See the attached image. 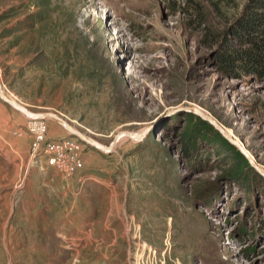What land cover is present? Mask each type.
Wrapping results in <instances>:
<instances>
[{
    "label": "rangeland",
    "instance_id": "374dc122",
    "mask_svg": "<svg viewBox=\"0 0 264 264\" xmlns=\"http://www.w3.org/2000/svg\"><path fill=\"white\" fill-rule=\"evenodd\" d=\"M211 2L0 0L8 93L103 144L149 128L110 153L81 141L88 179L71 178L68 208L79 230L20 231L31 219L16 196L38 169L21 155L30 138L13 133L28 118L0 99L9 124L22 121L0 135V264H264V176L183 109L214 118L264 169V76L217 58L243 0ZM36 12L44 21L29 28ZM45 120L49 136L70 135Z\"/></svg>",
    "mask_w": 264,
    "mask_h": 264
},
{
    "label": "crops",
    "instance_id": "0c3cea01",
    "mask_svg": "<svg viewBox=\"0 0 264 264\" xmlns=\"http://www.w3.org/2000/svg\"><path fill=\"white\" fill-rule=\"evenodd\" d=\"M3 108V104H0V135H2V139L6 141V137L4 136V132L6 131V129L8 127L13 126L17 128L22 124V121L19 119L13 120L9 124L8 121H10L11 119L10 117H6L5 115H3ZM51 136L52 135H50V137ZM19 144L21 145L20 150L22 157H27L29 153L27 140L22 139L19 141ZM6 150L7 149L5 147V143L2 144L0 142V158L7 159ZM1 166H3L2 163H0V167ZM36 172L31 171V173H29L28 178L26 180L24 178L23 182H26L20 185V187L23 189L20 190V192L16 196V198L20 199L19 205L17 206V213H19L20 215H30L27 218L31 219L30 223L24 224L21 227L20 231H36L39 229L46 230L49 229L48 227L50 226V224H53L55 230L69 232L72 229L71 225L76 224V221L71 222L73 219L70 218V213L72 212V210L68 209L69 207H71V201L69 200L71 196H69V194H74L75 196H78L80 195V192H76L78 190H72V179L64 180L53 170H47V173L45 174L41 173L39 170H37ZM33 174L39 175V180L36 181L32 176ZM27 187H30V191H27ZM27 199H31V204H29ZM76 199L77 197L73 201L74 205H76ZM101 200L102 199L100 198V200L98 201ZM74 212H77V209H75ZM39 220L46 226H40ZM56 220H61L62 224L60 225L58 223H54L56 222ZM63 221L67 223L63 224ZM78 224L79 223L77 222V224L73 226L75 230L80 229ZM26 239H28V237ZM31 239H33L32 236ZM83 242L84 246L87 241Z\"/></svg>",
    "mask_w": 264,
    "mask_h": 264
},
{
    "label": "trees",
    "instance_id": "16d2710c",
    "mask_svg": "<svg viewBox=\"0 0 264 264\" xmlns=\"http://www.w3.org/2000/svg\"><path fill=\"white\" fill-rule=\"evenodd\" d=\"M221 1L210 0L212 7H216ZM42 4L45 6L47 3ZM40 17L39 12L32 14L29 28L36 23L42 24L44 18ZM228 34L231 39L223 36L219 42L221 52L217 58L220 64H226L236 71L264 76V0H243L241 12L231 25ZM198 121L202 125H210L201 118H198ZM215 131L219 145L234 147L216 129Z\"/></svg>",
    "mask_w": 264,
    "mask_h": 264
},
{
    "label": "built area",
    "instance_id": "2783aa9c",
    "mask_svg": "<svg viewBox=\"0 0 264 264\" xmlns=\"http://www.w3.org/2000/svg\"><path fill=\"white\" fill-rule=\"evenodd\" d=\"M47 132L45 119L28 118L13 133L17 136L26 134L30 138L31 165L41 173L53 170L64 180L77 176L78 183L83 184L88 179L83 160L84 144L72 135L50 137Z\"/></svg>",
    "mask_w": 264,
    "mask_h": 264
},
{
    "label": "water",
    "instance_id": "95a60500",
    "mask_svg": "<svg viewBox=\"0 0 264 264\" xmlns=\"http://www.w3.org/2000/svg\"><path fill=\"white\" fill-rule=\"evenodd\" d=\"M0 99L10 105L12 108L16 109L20 113L24 114L27 118L32 119H52L59 125H61L70 135L77 137L80 141L104 152V153H110L113 151L114 147L117 145V143L123 139V138H130L135 141H141L144 139V137L148 134L149 128H145L140 131H129V130H121L117 132L111 141L108 144H103L99 142L98 140L90 137L86 133L82 132L81 130L75 128L73 125H71L65 118L58 115L57 113L51 112V111H43V112H36L30 110L28 107L24 106L22 103H20L15 97L10 95L2 86V83L0 82ZM186 112H191L197 116H199L202 120L207 121L209 124H211L220 134L223 138H225L229 143L234 145L249 161V163L262 175L264 176V170L259 167L248 155L246 150L243 146H241L234 138L229 136L224 128L211 116L205 114L203 111L196 107H185L183 108Z\"/></svg>",
    "mask_w": 264,
    "mask_h": 264
},
{
    "label": "bare ground",
    "instance_id": "6f19581e",
    "mask_svg": "<svg viewBox=\"0 0 264 264\" xmlns=\"http://www.w3.org/2000/svg\"><path fill=\"white\" fill-rule=\"evenodd\" d=\"M1 82V81H0ZM10 94V93H9ZM11 95V94H10ZM48 119V118H47ZM223 127V126H222ZM224 128V130H225V132L229 135V136H231L232 137V135L229 133V131H227L226 129H225V127H223ZM233 138V137H232ZM124 139V138H123ZM237 142H238V140H236ZM240 145H241V143L240 142H238ZM242 146V145H241ZM248 155H249V153H248ZM250 156V155H249ZM251 158V157H250ZM252 159V158H251ZM253 160V159H252ZM254 161V160H253ZM255 162V161H254ZM256 163V162H255ZM260 167V166H259ZM264 170V169H263Z\"/></svg>",
    "mask_w": 264,
    "mask_h": 264
}]
</instances>
